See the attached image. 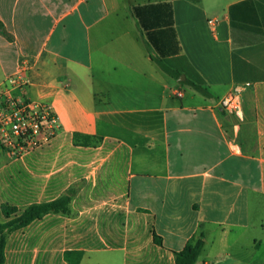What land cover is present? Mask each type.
Instances as JSON below:
<instances>
[{"label": "crops", "instance_id": "1", "mask_svg": "<svg viewBox=\"0 0 264 264\" xmlns=\"http://www.w3.org/2000/svg\"><path fill=\"white\" fill-rule=\"evenodd\" d=\"M0 22V86L30 63L18 94L60 124L20 158L0 146V223L72 194L4 264H177L193 238L196 264H264V0H0Z\"/></svg>", "mask_w": 264, "mask_h": 264}, {"label": "built area", "instance_id": "2", "mask_svg": "<svg viewBox=\"0 0 264 264\" xmlns=\"http://www.w3.org/2000/svg\"><path fill=\"white\" fill-rule=\"evenodd\" d=\"M208 23L217 25L215 19ZM30 69V63L21 64L0 86V146L12 158L49 146L60 130L59 119L49 103L18 94L29 83ZM241 103L242 91L236 89L222 99L221 106L240 115Z\"/></svg>", "mask_w": 264, "mask_h": 264}, {"label": "trees", "instance_id": "3", "mask_svg": "<svg viewBox=\"0 0 264 264\" xmlns=\"http://www.w3.org/2000/svg\"><path fill=\"white\" fill-rule=\"evenodd\" d=\"M139 11H140L139 7H135L131 9V13L137 19L138 23L140 22ZM1 28H2V24L0 22V29ZM145 40H146L147 49L151 53L152 58L157 61L161 69L166 73H168L169 75L178 78L179 75L175 73L173 70H171L164 63L161 57L157 58L154 56L149 39H145ZM185 83L189 84L203 95L209 96V91L204 84L189 80H186ZM71 199H72V194L69 193L68 195L50 203L31 205L21 215L15 217L14 219H11L6 223L3 224L0 223V264H4L5 261V247H6V239L8 234L19 228L27 226L34 220L40 219L46 214L49 213L68 214L70 212ZM5 213L7 215L14 214L17 213V210L15 208L5 207ZM154 240L158 245L163 246V241L160 236L155 234ZM203 247H204V241L202 238L191 239L182 251L175 253L177 264H196L199 259V256L201 255Z\"/></svg>", "mask_w": 264, "mask_h": 264}, {"label": "water", "instance_id": "4", "mask_svg": "<svg viewBox=\"0 0 264 264\" xmlns=\"http://www.w3.org/2000/svg\"><path fill=\"white\" fill-rule=\"evenodd\" d=\"M182 78H184V77H182Z\"/></svg>", "mask_w": 264, "mask_h": 264}]
</instances>
